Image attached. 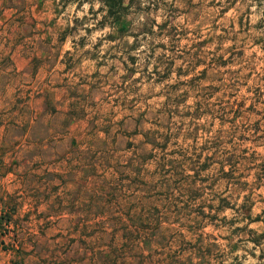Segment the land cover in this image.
<instances>
[{
    "label": "rangeland",
    "instance_id": "obj_1",
    "mask_svg": "<svg viewBox=\"0 0 264 264\" xmlns=\"http://www.w3.org/2000/svg\"><path fill=\"white\" fill-rule=\"evenodd\" d=\"M124 2L0 0V264H264V0Z\"/></svg>",
    "mask_w": 264,
    "mask_h": 264
},
{
    "label": "trees",
    "instance_id": "obj_2",
    "mask_svg": "<svg viewBox=\"0 0 264 264\" xmlns=\"http://www.w3.org/2000/svg\"><path fill=\"white\" fill-rule=\"evenodd\" d=\"M124 1L125 0H103L104 6L106 7L107 12H108L106 17H109V18L112 17L114 20L120 21L122 19L123 11L127 10L129 7V5H125ZM170 99H171V97H170ZM179 103H180L179 98L176 97V98L172 99L171 104H172V107H174V108H172L173 110H169V111L171 113H176V114L179 113V107H180ZM237 105L239 107L242 106V104H237ZM231 109H233V104L231 106ZM169 129H170V125H169ZM145 133H144V135L146 137V140H142V144H144V148H142V152H140L138 155V158L142 162L141 171H142L143 175H145L144 172L146 170V168H145L146 162H148L151 159H155L156 161L159 159L160 163H161V167H158L156 171L152 172V174H154L153 176L149 175L150 178L154 177V176L157 177V175H158V177L148 181L150 183L149 186L153 187L154 189H157V188L159 189V186L164 185L163 186L164 191L169 192L171 190H174V187L170 186L169 183L172 181V179L175 177V175L178 174V171L180 169H181V171L179 172L180 175L181 176L184 175V177H185L186 170L184 168H185V164L187 163L188 158L186 157L185 153L180 154V156L178 157V156H174V155H171L168 152H166L167 147H168L167 139L170 138L171 132H168V134L165 135L164 132L160 131L159 129H155L153 131H146ZM164 138H166V140H164ZM145 145H151V148L149 150H144ZM197 158H198V161H196V163L193 164L194 165L193 167H195L194 168L195 173L207 169V167L209 165L207 163V161L200 163L199 162L200 157H197ZM176 159H178V160H176ZM232 159H233V154L230 152L229 154H226L225 158H223V160H222L223 161L222 162V173H224L225 175H232L237 170L236 162H233ZM196 165H198V166H196ZM227 165H229L230 167H229V169L226 170ZM195 169H197V170H195ZM152 181H154V182H152ZM179 182H181V181H179ZM152 183H153V185H152ZM158 183L161 185H158ZM176 183L179 184L178 182H176ZM221 201H222L221 208L222 207L224 208V207L231 205L227 198L223 197L221 199ZM3 223H5V222L0 220V226H2ZM157 229L158 230H156V232H159L158 234H164L165 231H163V229H161V228H157ZM122 235L125 236L126 239H129L131 241H133L135 239H137V240L140 239V242L147 241L149 243H150L151 239H154V237H156L155 236L156 233L154 234L152 231L149 232V231L143 230L139 227H135V228L127 227L125 230H123Z\"/></svg>",
    "mask_w": 264,
    "mask_h": 264
}]
</instances>
